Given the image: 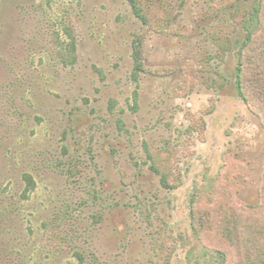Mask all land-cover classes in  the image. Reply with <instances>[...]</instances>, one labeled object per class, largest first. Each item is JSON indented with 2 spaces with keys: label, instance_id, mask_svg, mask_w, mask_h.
Instances as JSON below:
<instances>
[{
  "label": "rangeland",
  "instance_id": "obj_1",
  "mask_svg": "<svg viewBox=\"0 0 264 264\" xmlns=\"http://www.w3.org/2000/svg\"><path fill=\"white\" fill-rule=\"evenodd\" d=\"M257 3L139 0L144 25L0 0V264L242 263L220 232L264 221V112L235 86Z\"/></svg>",
  "mask_w": 264,
  "mask_h": 264
},
{
  "label": "trees",
  "instance_id": "obj_2",
  "mask_svg": "<svg viewBox=\"0 0 264 264\" xmlns=\"http://www.w3.org/2000/svg\"><path fill=\"white\" fill-rule=\"evenodd\" d=\"M134 15L142 21L144 25L148 23V16L143 11L139 0H128ZM262 11V12H261ZM263 9L260 3L254 5L251 15L253 21V27L244 26L246 28L245 37L239 48V56H241L236 67V80L235 86L239 96L246 102H249L251 98H256L262 106L264 112V16H260ZM254 40H258V50L255 55L247 56V52L250 49ZM138 43V42H137ZM136 44V43H135ZM140 45L139 43L135 46ZM69 54L67 58H72L74 45L73 42L68 44ZM139 48L134 50L135 57V74L142 70V64L138 58ZM247 72V78L246 76ZM29 183L32 182L31 178ZM164 181V179H163ZM237 228V227H236ZM234 234H238L235 236ZM220 235L231 242L240 240L245 249V258L241 264H264V221H259L258 229L254 231L253 237H243V231L234 232L230 227H226L220 232ZM259 236V238H254Z\"/></svg>",
  "mask_w": 264,
  "mask_h": 264
}]
</instances>
